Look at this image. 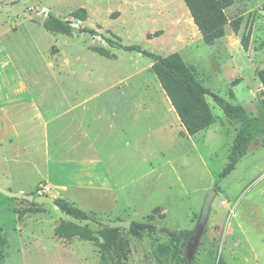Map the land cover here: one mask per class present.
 <instances>
[{
  "label": "rangeland",
  "instance_id": "obj_1",
  "mask_svg": "<svg viewBox=\"0 0 264 264\" xmlns=\"http://www.w3.org/2000/svg\"><path fill=\"white\" fill-rule=\"evenodd\" d=\"M147 3L146 0H0V76H8L9 83L20 78L27 88L33 89L30 97L23 92L18 106L9 104L6 113L0 114V121L12 113L16 118L13 128H0V187L47 194L54 199L63 197L101 220L117 217L146 221V216L152 214L150 222L158 226L193 231L207 191L214 188L218 174L227 164L234 130L239 126L224 116L209 95L206 100L214 121L207 133L188 140L175 136L174 125L166 133L156 126V136L151 133L152 127L137 126L142 149L138 156L146 158L137 168L132 166L126 171L124 179L115 178L123 190L118 193L119 202L114 209L112 195L78 190L74 186L63 192L55 190L52 169H44L43 161H35L32 156L34 151L43 155L45 142L51 155L58 150L52 143L60 140V124L69 118L55 119V114L79 99L74 91L161 89L150 69L152 61L136 51L109 47L103 37H114L108 31L122 44L139 45L162 56L181 51L197 80L209 86L210 91L244 106L250 114L257 113L264 87L257 75L264 68V0H233L226 9V17L241 16V23L238 36L225 45L217 41L188 48L181 47L183 41L178 36V30L187 28L186 13L180 11L177 21L172 22L164 16H145L141 13ZM80 7L85 9V20L71 15ZM47 13L78 22L80 27L92 28L102 35L75 28L71 35L50 32L42 24ZM154 27H162L163 34L146 38V31ZM248 29L249 46L243 50L240 37ZM94 47H104L115 57L101 55ZM35 89L53 93L43 95ZM59 90L67 91L66 99L57 94ZM31 98L41 107L39 113H29L35 114L34 137L21 136L26 124L20 119L22 113L18 116L16 110L24 107L32 111ZM146 98L150 99V93ZM110 99L102 98L105 104ZM103 106L101 112L111 118L110 106ZM49 118L51 121L45 126ZM14 131L20 132V136ZM143 141L145 147L149 143L151 151L144 150ZM29 156L32 161H27ZM236 197L242 199V205L238 206L232 225L234 236L241 242L235 245L236 238L228 235L222 245L229 222L227 211ZM221 200L228 204H222ZM246 201L255 206L248 207ZM29 206L23 200L0 193V264H176L170 257L171 250L168 254L160 252L161 246L172 248L162 233L134 237L122 229L102 259L93 242L54 234L61 220H71L57 207L43 204L37 211H28ZM156 207L157 211H153ZM88 224L93 230L99 227L90 221ZM212 224L220 226L218 234ZM242 232L247 243L241 237ZM193 244L191 241L185 254L194 256V264H253L254 255L258 264H264V144L250 148L240 165L219 180L195 251Z\"/></svg>",
  "mask_w": 264,
  "mask_h": 264
},
{
  "label": "crops",
  "instance_id": "obj_2",
  "mask_svg": "<svg viewBox=\"0 0 264 264\" xmlns=\"http://www.w3.org/2000/svg\"><path fill=\"white\" fill-rule=\"evenodd\" d=\"M136 1L141 2L142 0ZM146 1L148 3L141 13L145 16L150 14L157 17L164 16L172 22V20L177 21L180 11L186 13L187 28L178 30V36L183 41V44H181L182 48H188L192 44L194 47H197L204 43L183 0ZM228 26L229 25L225 26L224 36L218 38L214 43L220 41L225 45L230 38L238 36L232 29L228 30ZM161 28L159 27L157 29L154 27L152 31H146L145 36L147 33L162 30ZM163 31L164 30H162L160 35L163 34ZM177 52L181 55L182 59L185 60L184 56L186 55L181 51ZM187 59H189V56H187ZM185 63L187 62L185 61ZM8 81V76H0V114L1 112L6 113L9 104L14 108L18 106L19 104L17 103L22 98L19 97V95L23 92H26L28 97L32 95L31 91L33 89L27 88L22 79H16L14 83H9ZM210 83L212 82H208V84ZM205 87L209 88L207 85H205ZM34 91L41 92L43 95L53 93L52 91H43L39 89H35ZM73 93L77 95L79 99L73 103L64 105L62 110L55 114V119L63 118L65 120L66 118L67 120L69 118V121H64L63 124H60V140L52 143L53 148L57 147L58 150H54V154L51 155L48 151V142H45L43 155H36V151L33 150L32 156L35 161L40 159L43 161L44 169L47 170L49 167L52 169V186L55 190L63 192L64 189L68 190L70 187L74 186L73 188L78 190H90L92 193L96 192L112 195V203L111 199H109V202L112 204L113 209L119 202L118 193L123 190V186L117 182L115 178L124 179L126 171H129L132 166L133 168H137L138 163L146 158V156H138L139 153H142V149L138 143V131L140 129L137 130V126H148L150 129L152 127L154 130H152L151 133L156 136V130H158L156 126L159 127L161 132L165 131L166 133L171 129L172 125H174L175 128L172 132H175V136L190 140L193 136L195 137L200 133H207L210 126L213 124H210L208 127L193 135H188L162 87L160 90L136 89L125 92L106 90L88 91L86 93H82V90H76ZM149 93L150 99H145ZM57 94L60 95V97L67 98L66 90H59ZM151 96H155V98ZM156 96H158L157 99ZM104 97H110L111 99L105 104L102 100ZM31 102L32 105H30V107L32 111L24 107H22L21 110H16V115L19 116L21 115L20 113H22L20 119L26 124V126H24L25 133L23 132L21 134L20 132L14 131L17 137H19L20 134L21 136L27 135L34 137L33 122L35 121V116L33 115L35 114L29 113L35 111L39 113L41 107L32 98ZM103 104L110 106L111 118L113 117L116 123H114L108 115H104L101 112V107H104ZM23 109H26V112L23 111ZM14 116V113H12L10 117L4 116L0 121V128L6 129L7 126L13 128L16 119ZM50 119L51 118L45 120V126H48L51 121ZM74 135L76 137H73ZM44 136L46 137V134ZM143 144L145 151H151L148 147L149 143L147 147H145V141H143ZM101 148L104 149L101 150ZM160 152L161 154L164 153L163 150ZM242 157L232 171L240 165ZM27 161H32L30 156L27 158ZM221 203L228 204L226 200H221ZM246 203L248 207L255 206L253 202L246 201ZM239 205H242V199L240 200L239 197H236L231 203L230 209L227 211L229 222L222 245H224V240L228 235H233V237L236 238L234 242L235 245L241 242L239 238L234 236L235 228L232 225V220L236 215V210ZM54 207L56 208V206ZM111 220H117V217ZM212 225L213 230L218 234L220 226L216 224ZM237 227L239 231V224ZM241 234L242 239L247 243L243 232ZM220 240L222 241V239ZM255 256L256 255L253 256V264H258L259 260Z\"/></svg>",
  "mask_w": 264,
  "mask_h": 264
},
{
  "label": "trees",
  "instance_id": "obj_3",
  "mask_svg": "<svg viewBox=\"0 0 264 264\" xmlns=\"http://www.w3.org/2000/svg\"><path fill=\"white\" fill-rule=\"evenodd\" d=\"M189 14L201 34L202 40L207 45H212L218 38L224 36L225 26L229 25L233 32L237 33L241 23V16L227 19L225 9L233 0H183ZM71 15L79 20H85V9L80 7L71 12ZM69 20H62L51 13L46 14L43 27L53 33L71 35L73 28ZM80 32H87L92 35H102L96 30L87 27H79ZM114 39L104 36V40L109 47L121 48L126 51H136L148 57L152 62L150 69L155 75L160 86L164 90L171 105L173 106L181 124L188 135H193L198 131L208 127L214 121L211 108L206 100L209 95L214 103L220 108L224 116L239 126L234 130L233 140L228 153V161L218 174L214 183V189L218 191V182L228 175L237 162L244 156L250 148L264 144V87L259 99L258 111L250 114L246 108L240 104L230 103L222 96L210 91L197 78L190 66H188L178 52H172L165 56L148 51L139 45L122 44L113 33L108 31ZM162 30L147 33V38L157 37ZM251 32L248 29L240 37V45L243 50L249 46ZM94 51L106 57H115L104 47H94ZM258 78L264 86V68L258 71ZM55 206L71 220H61L54 229V234L59 238L76 237L83 241H90L96 245L100 251V256L111 250L122 229L108 228L101 224L99 218L94 216L64 198H55ZM39 205H30L28 211H37ZM157 207L153 211H157ZM146 221L131 220L128 233L134 237H141L143 234L162 233L171 243V249L165 246L160 247L162 254H168L171 250V258L176 264H194V256L188 259L185 254V245L192 231L175 230L167 226H158L151 223L152 214L146 216ZM73 219V220H72ZM88 221L97 224V230H93Z\"/></svg>",
  "mask_w": 264,
  "mask_h": 264
},
{
  "label": "water",
  "instance_id": "obj_4",
  "mask_svg": "<svg viewBox=\"0 0 264 264\" xmlns=\"http://www.w3.org/2000/svg\"><path fill=\"white\" fill-rule=\"evenodd\" d=\"M70 26L72 28L78 29L80 27L78 22H74V21H70L69 22ZM0 193L8 196V197H12V198H16V199H20L25 201L27 204L29 205H43V204H47V205H52L55 206V201L54 198L47 195V194H34L32 192L29 193H25V192H21V191H9L6 190L2 187H0ZM217 191L214 188H210L207 191V194L204 198L203 204L201 206V209L199 211L197 220H196V224L195 227L193 229V231L191 232L186 245H185V251L188 249L189 244L191 243V241H193V250L195 251L198 243L200 241V238L202 236V234L204 233L205 230V226L208 220V216L210 213V208L212 205V202L216 196ZM101 224L107 226L108 228H119V229H124V230H129L130 229V224H131V220H100ZM188 259H191L193 256L192 255H186Z\"/></svg>",
  "mask_w": 264,
  "mask_h": 264
},
{
  "label": "built area",
  "instance_id": "obj_5",
  "mask_svg": "<svg viewBox=\"0 0 264 264\" xmlns=\"http://www.w3.org/2000/svg\"><path fill=\"white\" fill-rule=\"evenodd\" d=\"M39 194H42V193H39Z\"/></svg>",
  "mask_w": 264,
  "mask_h": 264
}]
</instances>
